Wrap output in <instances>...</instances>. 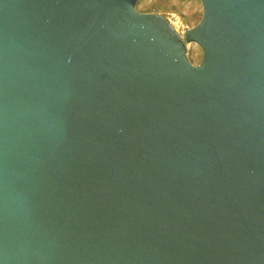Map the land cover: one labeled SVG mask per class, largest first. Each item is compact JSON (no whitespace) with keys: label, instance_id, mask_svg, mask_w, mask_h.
I'll return each instance as SVG.
<instances>
[{"label":"water","instance_id":"water-1","mask_svg":"<svg viewBox=\"0 0 264 264\" xmlns=\"http://www.w3.org/2000/svg\"><path fill=\"white\" fill-rule=\"evenodd\" d=\"M138 1L0 0V264H264V0Z\"/></svg>","mask_w":264,"mask_h":264},{"label":"rangeland","instance_id":"rangeland-1","mask_svg":"<svg viewBox=\"0 0 264 264\" xmlns=\"http://www.w3.org/2000/svg\"><path fill=\"white\" fill-rule=\"evenodd\" d=\"M136 7L142 13L161 14L181 35L198 25L203 16L201 0H139ZM187 54L194 65L202 61L203 51L196 42L187 45Z\"/></svg>","mask_w":264,"mask_h":264}]
</instances>
